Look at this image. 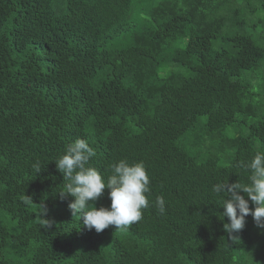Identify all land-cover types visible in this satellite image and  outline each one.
<instances>
[{"label": "trees", "instance_id": "1", "mask_svg": "<svg viewBox=\"0 0 264 264\" xmlns=\"http://www.w3.org/2000/svg\"><path fill=\"white\" fill-rule=\"evenodd\" d=\"M78 138L105 180L144 162L127 231L85 228L60 194ZM258 150L264 0H0V264H264V229L249 214L230 237L211 190L248 182Z\"/></svg>", "mask_w": 264, "mask_h": 264}, {"label": "clouds", "instance_id": "2", "mask_svg": "<svg viewBox=\"0 0 264 264\" xmlns=\"http://www.w3.org/2000/svg\"><path fill=\"white\" fill-rule=\"evenodd\" d=\"M95 156V149L86 139L78 138L66 146L65 152L55 161L66 181L60 194L74 197L69 208L73 215L82 217L85 228L100 232L115 226L127 231L142 220L143 210L149 207L150 178L146 166L143 161L130 163L121 159L110 165L111 174L105 180L98 169L89 166V161ZM34 167L37 171L41 168L39 164ZM241 167L249 173L248 182L221 181L211 189L224 209L222 216L228 218L229 222L223 227L230 237L244 228L249 214L256 226L264 229V151L258 150L251 161L241 163ZM106 188L110 206L94 207L91 202L102 196ZM250 201L254 205L252 208L249 207ZM24 202H29L28 196ZM155 203L163 214L166 211L164 198L157 197ZM49 223L47 221L46 225Z\"/></svg>", "mask_w": 264, "mask_h": 264}]
</instances>
